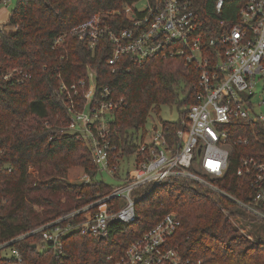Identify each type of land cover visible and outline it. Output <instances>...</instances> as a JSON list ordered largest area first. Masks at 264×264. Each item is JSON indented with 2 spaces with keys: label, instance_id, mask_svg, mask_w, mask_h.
I'll return each instance as SVG.
<instances>
[{
  "label": "trees",
  "instance_id": "obj_1",
  "mask_svg": "<svg viewBox=\"0 0 264 264\" xmlns=\"http://www.w3.org/2000/svg\"><path fill=\"white\" fill-rule=\"evenodd\" d=\"M139 1L17 0L10 9L7 26L18 28L0 29V67L4 71L20 69L30 78L21 84L0 82L1 240L29 233L117 189L99 177L88 143L63 132L69 124V113L56 94L62 81H77L91 69L99 89L111 88L116 98H124L127 105L116 113L114 122L119 143L128 142L126 135L134 132L146 133L148 117L160 113L164 105L176 104L180 113L178 121L166 124L173 130L183 127L187 108L197 102V67L188 65L181 56L155 57L144 65L124 57L111 66L108 40L91 49L89 41L73 32L95 13H101L113 26L114 20H120L125 27V15L115 17L111 12ZM195 3L201 21L216 19L215 0ZM238 13V2L233 0L226 4L221 18L232 24ZM60 36L63 42L55 46ZM240 135H251V129L242 128ZM126 147L131 153L136 150L133 145ZM259 148L254 141L251 145H235L225 175L207 178L224 191L249 201L252 178L239 176L237 170L241 157L256 154ZM73 167L84 168L93 179L70 182L68 172ZM113 203L118 206L121 201L115 199ZM260 208L264 210V206ZM223 209L234 217L260 220L206 185L175 176L137 202L133 223H113L104 238L73 233L64 238L59 257L52 250L37 253L32 249L35 236H27L19 246L28 264H114L133 241L175 211L180 225L171 245L190 264H264V239H250L241 233ZM90 210L95 212L98 206Z\"/></svg>",
  "mask_w": 264,
  "mask_h": 264
},
{
  "label": "built area",
  "instance_id": "obj_2",
  "mask_svg": "<svg viewBox=\"0 0 264 264\" xmlns=\"http://www.w3.org/2000/svg\"><path fill=\"white\" fill-rule=\"evenodd\" d=\"M230 1L215 0L216 19L205 23L195 0H147L143 9L137 8L136 2L111 12L115 17L125 15V27L120 20H114L113 26L101 13H95L73 29L79 39L89 41L91 49L108 40L111 66L124 57L138 65L155 57H183L200 70L197 102L187 108L182 128L173 130L162 122L160 128L147 127L146 133L134 132L126 135L128 142L119 143L114 122L116 113L127 105L124 98H116L111 88L99 89L91 69L77 81H62L56 94L69 113L63 132L88 143L99 177L109 175L118 182L117 189L29 233L0 238V264H28L19 245L29 235L36 237L31 247L37 253L52 250L59 257L64 238L73 233L105 237L113 223H133L137 202L175 176L196 180L264 219L260 208L264 206V0H236L238 19L232 24L221 18ZM11 2L0 0V12L7 11L0 29L18 28L7 26ZM62 42L63 36L58 37L55 46ZM29 78L20 69L4 71L0 67V82L21 84ZM242 128L251 129V135H240ZM253 141L261 149L241 157L237 170L239 176L252 178L250 200L244 201L211 180L225 175L235 145H251ZM126 145L136 150L131 153ZM80 179L90 182L93 177L84 171ZM115 199L121 201L118 206ZM94 206H98L95 212L90 210ZM179 225V214L167 213L114 264H190L171 245Z\"/></svg>",
  "mask_w": 264,
  "mask_h": 264
},
{
  "label": "rangeland",
  "instance_id": "obj_3",
  "mask_svg": "<svg viewBox=\"0 0 264 264\" xmlns=\"http://www.w3.org/2000/svg\"><path fill=\"white\" fill-rule=\"evenodd\" d=\"M17 4V0H12L11 7L9 9H13ZM147 6V0H140L136 3V7L139 9H143ZM8 9V10H9ZM2 13V14H1ZM7 15V11L0 12V20L5 21V16ZM180 118L179 108L176 104L164 105L161 108L160 113H151L148 117L147 127L152 128L157 125L160 128L162 122H175ZM127 168V167H125ZM33 171V168L31 169ZM84 168L81 167H73L68 172V180L70 182H81V176L84 172ZM104 179L106 182L116 185L118 182L114 180L109 175H104ZM234 226H236L241 233L246 234L250 237V239H255L257 237H261L264 239V219L248 221V219H244L241 217H234L231 215L229 217ZM249 218V217H248ZM250 219V218H249Z\"/></svg>",
  "mask_w": 264,
  "mask_h": 264
},
{
  "label": "water",
  "instance_id": "obj_4",
  "mask_svg": "<svg viewBox=\"0 0 264 264\" xmlns=\"http://www.w3.org/2000/svg\"><path fill=\"white\" fill-rule=\"evenodd\" d=\"M101 238H104V236H101Z\"/></svg>",
  "mask_w": 264,
  "mask_h": 264
}]
</instances>
